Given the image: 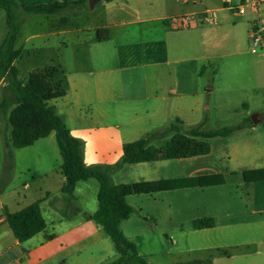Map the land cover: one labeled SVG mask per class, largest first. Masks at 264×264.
Returning a JSON list of instances; mask_svg holds the SVG:
<instances>
[{
	"label": "crops",
	"instance_id": "1",
	"mask_svg": "<svg viewBox=\"0 0 264 264\" xmlns=\"http://www.w3.org/2000/svg\"><path fill=\"white\" fill-rule=\"evenodd\" d=\"M237 3L238 0H102L94 10L101 6L110 13L107 19L99 16L96 23L62 33L73 32V36L65 44L60 43V52L64 50L66 57L51 66L62 70L66 96L50 105L71 135L82 142L87 167L113 168L121 162L125 144L165 130L178 120L183 129L192 125L187 120V104L196 95L194 78L202 77L208 69L200 63L204 47L227 44L236 55L248 42L256 15L250 12L234 18L229 6ZM84 9L83 14L87 12ZM207 10L216 12L215 25L203 23L193 29L177 30L169 24L171 18L187 14L201 18ZM122 13L136 19L127 21L121 18ZM128 25H145L139 35L151 41L149 49L118 45V40L129 39V33L114 31ZM101 29H108L109 38L99 42L97 31ZM141 43H145L143 38ZM125 54L134 62L123 65ZM162 54L166 71L159 61ZM187 59L190 64L186 66ZM262 62L264 50L257 64L261 66ZM260 66L255 72L262 78ZM193 127L197 126L190 128ZM245 130H254V124ZM228 138L209 140L210 152L206 155L127 164L114 175L115 184L120 186L222 177L213 186L129 196L127 201L135 212L122 222L121 230L136 244L141 256L147 258L144 249L158 244H176L185 239L201 245L240 228L255 233L248 243L264 247V180L246 182L243 176L245 172L264 170L259 164L261 156L254 145H231ZM168 142L169 139L158 140L154 146L161 148ZM244 161L253 163L245 168ZM62 164L55 133L31 147L16 149L11 141L5 146V159L0 163V264H111L117 260L113 242L89 218L98 209L99 182L81 181L68 197L62 192L66 183ZM36 202H40L46 228L21 243L5 213H17ZM245 203L252 218L237 219L235 205L243 211ZM204 218H212L215 226L194 230L193 221Z\"/></svg>",
	"mask_w": 264,
	"mask_h": 264
},
{
	"label": "trees",
	"instance_id": "2",
	"mask_svg": "<svg viewBox=\"0 0 264 264\" xmlns=\"http://www.w3.org/2000/svg\"><path fill=\"white\" fill-rule=\"evenodd\" d=\"M86 4V0H56L36 5H25L17 0H0V10L6 13L7 27L6 37L0 45V85L5 82L1 92L0 117L7 121L11 130L10 141L16 149L31 147L55 133L63 160L61 174L66 179L62 192L66 196L72 197L81 181L95 179L99 182L98 209L89 218L97 223L114 244L118 258L111 264H152L148 258L139 254L136 244L121 230L122 222L128 220L135 212L127 198L190 186H213L222 177L120 186L115 184L114 175L127 164L206 155L210 152L209 140L228 138L248 126H253V122L246 120L235 126L209 130L200 125L183 131L179 126L182 122L178 120L165 130L125 144L123 158L113 168L87 167L83 160L82 142L71 135L55 107L50 105V102L66 96L61 81L62 70L58 66L34 70L29 73L26 81H21L16 63L23 57V52L15 47L24 19L36 15H77ZM63 22L67 23V19H63ZM108 38V29L97 31L99 42ZM162 139H169L166 146L155 147L154 143ZM243 176L246 182L261 181L264 180V170L245 172ZM5 218L21 243L46 228V222L40 212V202L17 213L6 212ZM214 226L212 218L196 219L192 223L194 230L210 229ZM181 264H211V260Z\"/></svg>",
	"mask_w": 264,
	"mask_h": 264
},
{
	"label": "rangeland",
	"instance_id": "3",
	"mask_svg": "<svg viewBox=\"0 0 264 264\" xmlns=\"http://www.w3.org/2000/svg\"><path fill=\"white\" fill-rule=\"evenodd\" d=\"M17 1L25 5H36L56 0ZM84 10H87L85 14L36 15L23 20L20 36L15 46L23 52V57L16 63L21 81H26L29 73L34 70L60 64L62 56L66 57V54H63L64 50L60 52V43L65 44L73 36V32L67 35L62 34L63 32L66 33L78 26V28H83L88 24L96 23L99 16L105 20L110 15V13H105L101 6L91 11L89 5L86 4ZM120 15L127 21L136 19L127 13ZM63 19H67V23H64ZM144 26L128 25L117 28L115 33L119 31L129 33V39L122 42L118 40V45L121 46L124 43L129 48H139L141 51L149 49L151 41L139 35L142 31L141 27ZM6 34V13L0 10V42ZM35 36L38 37L35 38ZM142 38L144 44L141 43ZM233 50L227 44H221L212 49L204 47L200 63L208 69L202 77L194 78L193 88L196 95L189 98L188 101L192 103L187 104V120L193 123L192 125L187 124L183 131H188L191 126L202 125L204 129L209 130L235 126L243 120L256 121L257 124L253 123L254 130L238 131L228 138V141L231 145L242 146L246 143L254 145L255 151L261 156L259 164L264 166V62L261 66L257 64L260 53L257 55L251 53L249 41L244 48L237 51L236 55H232ZM165 60L162 54L159 61L163 62L164 71L167 70ZM121 62L125 65L134 61L125 54ZM146 62H149V57H146ZM189 64V59H187L185 65ZM256 66L262 68V78L255 72ZM190 78L191 76L188 80H191ZM166 79H171V77L167 76ZM4 83L0 85V91ZM9 136L10 128L7 121L0 117V163L5 159V146L10 145ZM252 163V161H244L242 167L248 168L246 166H251ZM235 190L237 192V188ZM240 195L243 197L241 192ZM247 209L246 203L243 211L235 205V213L239 214L236 218L245 216L251 219V212ZM253 234L255 235L252 231L240 228L228 232L220 239H210L201 245L198 242H189L184 239L183 242L176 244H165V246L158 244L144 250L148 252L147 258L152 264H181L208 259H211L212 264H264V247L248 243Z\"/></svg>",
	"mask_w": 264,
	"mask_h": 264
},
{
	"label": "built area",
	"instance_id": "4",
	"mask_svg": "<svg viewBox=\"0 0 264 264\" xmlns=\"http://www.w3.org/2000/svg\"><path fill=\"white\" fill-rule=\"evenodd\" d=\"M232 16L239 18L254 13L255 19L251 24L248 34L249 47L252 54L257 55L264 50V0H238L236 5H230ZM217 22L216 12L213 10L205 11L199 18L196 14H187L173 17L169 24L177 30L193 29L201 24L215 25Z\"/></svg>",
	"mask_w": 264,
	"mask_h": 264
},
{
	"label": "water",
	"instance_id": "5",
	"mask_svg": "<svg viewBox=\"0 0 264 264\" xmlns=\"http://www.w3.org/2000/svg\"><path fill=\"white\" fill-rule=\"evenodd\" d=\"M102 0H88L90 10H94V8L99 4ZM254 124H257L256 121H252Z\"/></svg>",
	"mask_w": 264,
	"mask_h": 264
}]
</instances>
